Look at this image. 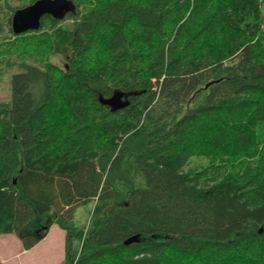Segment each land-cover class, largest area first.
Listing matches in <instances>:
<instances>
[{
	"label": "trees",
	"instance_id": "1",
	"mask_svg": "<svg viewBox=\"0 0 264 264\" xmlns=\"http://www.w3.org/2000/svg\"><path fill=\"white\" fill-rule=\"evenodd\" d=\"M37 1L0 0V84L21 71L0 102V236L30 251L56 225L61 264H264V0L228 22L221 0H72L14 34ZM115 92L130 106L101 103Z\"/></svg>",
	"mask_w": 264,
	"mask_h": 264
},
{
	"label": "rangeland",
	"instance_id": "2",
	"mask_svg": "<svg viewBox=\"0 0 264 264\" xmlns=\"http://www.w3.org/2000/svg\"><path fill=\"white\" fill-rule=\"evenodd\" d=\"M237 0H221V6L225 9L226 21L228 22L232 14L238 12V8H233L232 2ZM253 1V0H251ZM253 3V2H252ZM250 2V7L254 5ZM14 7H18L17 3ZM231 10V11H230ZM238 21V20H237ZM18 69L7 70L3 81L0 84V102L8 103L11 100V83L12 77L20 73ZM93 212V202L88 201L78 205L75 208L74 222L79 229H85L90 221ZM37 230V225L31 224L28 228L29 233ZM14 236V235H13ZM16 239V237H14ZM65 233L58 226L54 225L47 236V241L42 242L39 246L32 250L28 255L23 251V247L18 239L15 242H6L0 245V257H3L5 264H61L65 252ZM18 242L17 244H14ZM26 255V256H24ZM20 258V261L17 262Z\"/></svg>",
	"mask_w": 264,
	"mask_h": 264
},
{
	"label": "water",
	"instance_id": "3",
	"mask_svg": "<svg viewBox=\"0 0 264 264\" xmlns=\"http://www.w3.org/2000/svg\"><path fill=\"white\" fill-rule=\"evenodd\" d=\"M76 12V5L72 0H38L34 4L18 9L12 17V30L14 34L21 35L29 31L39 30L44 16H51L56 20H63L69 14ZM103 105L115 112L130 106L128 95L115 92L109 98L100 97ZM132 243L128 240L126 245Z\"/></svg>",
	"mask_w": 264,
	"mask_h": 264
},
{
	"label": "crops",
	"instance_id": "4",
	"mask_svg": "<svg viewBox=\"0 0 264 264\" xmlns=\"http://www.w3.org/2000/svg\"><path fill=\"white\" fill-rule=\"evenodd\" d=\"M51 231V230H50ZM50 233V232H49ZM14 237H16V236H13V235H3V236H0V245L2 244V243H6V242H15L16 241V239H17V237H16V239L14 238ZM45 241H47V237L45 238V240H43L42 242H45ZM41 242V243H42ZM18 242H16V243H14V244H17ZM40 243V244H41ZM64 244H65V241H64ZM22 245V244H21ZM39 246V244L36 246V247H34L33 249H31L30 251H24V249H23V251L26 253V255H28V253H30L32 250H35L37 247ZM1 254V253H0ZM26 255H24V256H26ZM64 256V255H63ZM64 258V257H63ZM0 261L3 263V264H5V260H4V258L3 257H0ZM20 261V258H19V260L17 261V262H19Z\"/></svg>",
	"mask_w": 264,
	"mask_h": 264
}]
</instances>
